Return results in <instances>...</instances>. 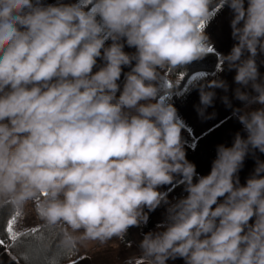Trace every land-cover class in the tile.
Listing matches in <instances>:
<instances>
[{"label":"clouds","instance_id":"clouds-1","mask_svg":"<svg viewBox=\"0 0 264 264\" xmlns=\"http://www.w3.org/2000/svg\"><path fill=\"white\" fill-rule=\"evenodd\" d=\"M211 3L90 0L85 11L83 0H0V210L16 217L34 211L58 229L59 246L72 249L122 240L130 227L147 224L145 208L165 204L163 230L144 234L140 256L127 264H264V161L244 185L238 176L250 152L264 153L257 64L264 0L221 2L233 11L236 41L221 62L240 85L234 96L244 108L233 115L246 138L238 132L231 146L218 145L210 173L196 182L184 121L167 102L170 94L160 95L162 70L185 68L212 49L203 30ZM125 43L135 52H125ZM101 57L104 66L93 73ZM124 66L131 71L121 91ZM227 88L218 79L200 84L198 114L213 105V89ZM248 88L255 94L242 90ZM176 174L188 194L172 203L158 189Z\"/></svg>","mask_w":264,"mask_h":264},{"label":"crops","instance_id":"crops-1","mask_svg":"<svg viewBox=\"0 0 264 264\" xmlns=\"http://www.w3.org/2000/svg\"><path fill=\"white\" fill-rule=\"evenodd\" d=\"M60 1L62 0H43V3L48 5L55 4ZM221 2L218 4V6L210 10L213 12V15L206 22L203 29L205 34L209 37V43L212 45L213 51L211 52H214L217 55L218 63L216 68L211 71L195 72L187 79L185 85L180 90L165 92L170 94L166 97L167 102L172 103L177 109L179 117L184 121L185 129L191 134L193 138L192 143H188L184 140L182 141L184 144V150L186 152V158L188 161L196 165V172L198 176H203L210 173L212 162L216 158V150L218 145L223 144L225 146H231L235 135L238 132L242 137L246 138L243 125L239 122L236 116L233 115V111L235 109L244 108V104L237 100L234 96L235 89L240 87V85L236 84L234 81L236 74L235 70H229L227 64L221 62V56L227 55L231 51L233 45L236 43L232 37L231 28V20L233 19L234 15L233 11L230 7H228L227 4H222ZM245 6H247V0H245ZM97 20H100L99 16H97ZM121 42L123 43V41ZM111 43L112 39L110 37H106L105 47H108ZM101 51L103 54V50ZM124 51L128 53H134L135 49L128 47L125 43ZM104 63L105 62L103 61L102 57L97 58V64L93 68V73L103 67ZM134 63L135 62H133V66ZM257 64L261 77L264 78V53H261L257 56ZM130 71V66H124L122 68L121 78L119 81H117V83L120 85L121 91L123 89V82L126 79L125 74ZM216 79L226 82L228 86L227 91L224 89H213V91L216 93L213 105L207 108L204 116H201L197 111V108L200 106L199 85L206 84L208 81ZM242 90H246L253 95L255 94L251 92V88ZM118 95L119 92H117V96ZM225 96L228 97L230 106L223 102L222 98ZM258 107H260V105H252V109ZM257 160L264 161V153L254 150L253 152H250L248 156H246L243 166L238 172L241 185H244L246 180L253 174ZM183 180L184 179L181 175L176 174L172 183L162 185L158 190L168 193L175 185L182 182ZM223 199V197L219 198L218 202H223ZM213 207H215V205ZM160 209H163L164 211V205L158 207L156 210H154V212L157 213V210L159 211ZM252 222H254V218L253 221H250V223ZM116 240L117 244L121 245V239L116 238ZM76 248L80 257L78 260L70 264H111L110 261L104 262V259L106 258L105 254L106 252L111 251V255L114 249H118V245L116 247L102 246L96 248V250H92L94 247H92L90 242H82V252L78 250L77 245ZM94 252L96 253L94 254ZM97 257L100 258L96 259ZM175 261L176 264H184V260L181 258H177ZM0 264H21L8 251L7 246L4 243L0 244ZM133 264H143V261L134 260Z\"/></svg>","mask_w":264,"mask_h":264},{"label":"trees","instance_id":"trees-1","mask_svg":"<svg viewBox=\"0 0 264 264\" xmlns=\"http://www.w3.org/2000/svg\"><path fill=\"white\" fill-rule=\"evenodd\" d=\"M71 0H62L60 2L67 4ZM86 5L84 10H88L92 5L90 0H85ZM222 0H212L210 4V10L218 6ZM56 4V3H55ZM218 58L214 52H208L202 59L196 60L185 68L180 69H167L162 70L161 76H168L169 86L163 89L160 93L162 95L168 91L180 90L186 83L187 79L195 72L198 71H211L217 66ZM124 84V82H123ZM123 86V85H122ZM155 102V101H154ZM182 140L192 143L193 138L191 134L184 128L181 132ZM198 175L194 177L193 182H196ZM185 190V181L175 185L168 193L167 198L170 202L175 203L177 200L187 196ZM165 210L167 205L163 204ZM13 217V214L5 210H0V241L7 246L8 251L21 263V264H70L78 260L79 253L77 248L66 249L59 246L60 234L58 229L48 227L39 221L33 228H28L20 233L24 235L20 236L15 242L11 241L7 232V223ZM20 216L16 217V220ZM148 224H141L138 226L142 230L140 237L141 240L147 229ZM36 231L33 232L32 230ZM134 226L130 227L121 240V245L127 248L133 241ZM144 231V232H143ZM124 254L123 251H119L118 255ZM140 254L138 255V257ZM175 260H169L167 264H175Z\"/></svg>","mask_w":264,"mask_h":264},{"label":"rangeland","instance_id":"rangeland-1","mask_svg":"<svg viewBox=\"0 0 264 264\" xmlns=\"http://www.w3.org/2000/svg\"><path fill=\"white\" fill-rule=\"evenodd\" d=\"M77 2H78V0L70 1V3H77ZM83 2L86 3L85 0H83ZM169 79L170 78L168 76L160 77L161 89L169 86ZM142 103H144V102L142 101ZM144 211L147 212L148 216H149V219L147 222L148 227L145 230V233L163 230L165 219H166V211L165 210L163 211V209H160L159 211L157 210V213H155L154 211L149 212L147 208H145ZM37 224H38V220L35 217V214L33 211L27 217H20L19 219H17L15 224L13 225V229L16 232H22L23 230H26L28 228L35 227ZM158 225L161 227H158ZM141 232H142V230L140 228H138V226H134V230L132 233L133 234L132 235L133 241L125 249L122 245L117 244V240L115 237H113L112 240H109V242L105 243L104 245L101 244L99 241H92V240L84 241V243L90 242V244H92V247H94V248H92V250H96V248L102 247V246L116 247L118 245V249L117 250L114 249V251H116V252L113 251L111 253L112 256L110 255L111 251L106 252V254H105L106 258L104 259V262L110 261L111 264H126L130 259L136 258V256H138L140 254L139 244L141 242V237H140ZM77 246H78V250H80L82 252V243H78ZM119 251H123L124 254L118 255ZM95 253L96 252H94V254ZM111 257H112V259H111ZM98 258H100V257H97L96 259H98ZM100 261H102V260H100ZM100 264H102V263H100Z\"/></svg>","mask_w":264,"mask_h":264},{"label":"snow or ice","instance_id":"snow-or-ice-1","mask_svg":"<svg viewBox=\"0 0 264 264\" xmlns=\"http://www.w3.org/2000/svg\"><path fill=\"white\" fill-rule=\"evenodd\" d=\"M201 27H203V25H201ZM207 51L211 52L213 51V49L209 48ZM15 222L16 216H13L7 223V232L11 241L13 242H15L20 236L24 235V233L14 231L13 225L15 224ZM32 231L35 232L36 230L33 229ZM0 244H3V241H0Z\"/></svg>","mask_w":264,"mask_h":264}]
</instances>
